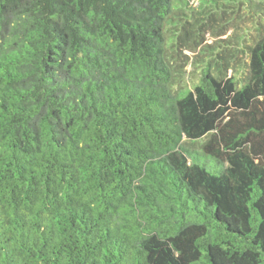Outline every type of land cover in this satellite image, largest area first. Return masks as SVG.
<instances>
[{"label":"trees","instance_id":"trees-1","mask_svg":"<svg viewBox=\"0 0 264 264\" xmlns=\"http://www.w3.org/2000/svg\"><path fill=\"white\" fill-rule=\"evenodd\" d=\"M188 1L0 0V264H264V0L185 87Z\"/></svg>","mask_w":264,"mask_h":264},{"label":"rangeland","instance_id":"rangeland-1","mask_svg":"<svg viewBox=\"0 0 264 264\" xmlns=\"http://www.w3.org/2000/svg\"><path fill=\"white\" fill-rule=\"evenodd\" d=\"M200 0H189L188 8L186 10L188 16L185 17L190 22L194 23V20L199 19V23H206L205 33L203 42L197 47L195 50L189 49L186 45L180 46L175 43L170 42L166 46L167 52L171 58L174 59H182L186 55L189 58L188 63L186 64L185 76L181 80V85L185 87L192 86L195 84L200 76H201V68L202 66L208 62L210 63V69L213 74L217 73L218 66L223 64V61L220 60L217 56L221 55L225 57V62H227V75L233 73L238 76H243L246 71L248 56L244 51V47L242 49L235 45L236 42L232 36H244V43L251 42L252 39L257 38L258 31L255 28V19L250 15L247 11L248 8L244 6H240L239 10L236 13H223L226 11L224 8H221L219 5L220 0H217V3H206L201 9ZM226 5L234 7L231 0H224ZM202 5V4H201ZM206 11V13H203ZM207 15L212 17V19L204 20ZM264 18H262V21ZM205 21V22H204ZM198 23V24H199ZM225 25V31H223V27L221 25ZM173 32H168V37L171 40H174ZM228 40L232 43L227 44L225 41ZM241 51H238L240 50ZM236 71V73L234 72ZM238 72V73H237Z\"/></svg>","mask_w":264,"mask_h":264}]
</instances>
